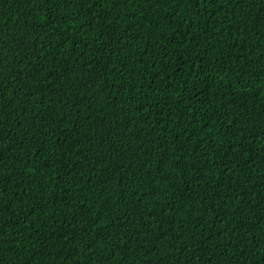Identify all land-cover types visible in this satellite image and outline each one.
<instances>
[{"label":"trees","instance_id":"trees-1","mask_svg":"<svg viewBox=\"0 0 264 264\" xmlns=\"http://www.w3.org/2000/svg\"><path fill=\"white\" fill-rule=\"evenodd\" d=\"M0 189V264H264V0H0Z\"/></svg>","mask_w":264,"mask_h":264},{"label":"snow or ice","instance_id":"snow-or-ice-1","mask_svg":"<svg viewBox=\"0 0 264 264\" xmlns=\"http://www.w3.org/2000/svg\"><path fill=\"white\" fill-rule=\"evenodd\" d=\"M208 3V4H212L213 2H214V0H198V5L199 6H201V7H203V6H205V3ZM219 5H217V7H218ZM201 15H202V13H201ZM53 20H54V17H53ZM0 191H2V189H0Z\"/></svg>","mask_w":264,"mask_h":264}]
</instances>
